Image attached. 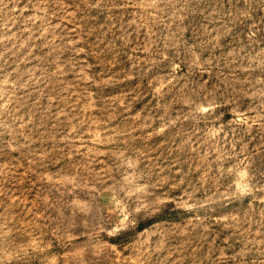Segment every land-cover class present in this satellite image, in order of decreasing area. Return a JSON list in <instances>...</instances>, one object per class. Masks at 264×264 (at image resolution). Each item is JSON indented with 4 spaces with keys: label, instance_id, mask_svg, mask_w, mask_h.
<instances>
[{
    "label": "rangeland",
    "instance_id": "1",
    "mask_svg": "<svg viewBox=\"0 0 264 264\" xmlns=\"http://www.w3.org/2000/svg\"><path fill=\"white\" fill-rule=\"evenodd\" d=\"M0 264H264V0H0Z\"/></svg>",
    "mask_w": 264,
    "mask_h": 264
}]
</instances>
